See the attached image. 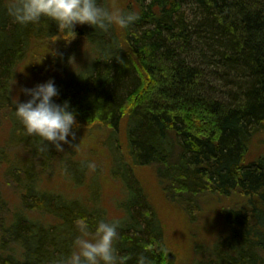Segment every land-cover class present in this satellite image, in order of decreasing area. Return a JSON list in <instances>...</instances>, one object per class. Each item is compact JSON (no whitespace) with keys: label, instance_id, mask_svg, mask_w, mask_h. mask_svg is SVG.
<instances>
[{"label":"trees","instance_id":"obj_1","mask_svg":"<svg viewBox=\"0 0 264 264\" xmlns=\"http://www.w3.org/2000/svg\"><path fill=\"white\" fill-rule=\"evenodd\" d=\"M129 1L123 8L139 19L104 32L108 46L116 45L110 57L95 60L89 81L53 98L70 101L78 126L103 134L108 176L120 185L114 208L121 217L111 219L99 167L92 172L72 160L66 172L73 181L75 167L84 169V180L92 173L85 199L41 188L35 157L46 172L60 155L40 152V138L26 134L12 114L11 86L33 44L59 42L64 49L52 57L68 58L72 44L87 42V24L75 26L69 43L48 18L15 23L10 0H0V113L12 123V141L30 149V159L15 157L8 168L18 192L11 214L0 196V264H54L73 250L80 217L90 233L100 220L120 221L115 246L124 264H137L141 254L167 264L168 253L176 264L161 211L144 188L149 181L191 224L209 197L238 199L220 210L223 234L209 245L214 252L194 246L193 264H264V151L254 152L264 138V0Z\"/></svg>","mask_w":264,"mask_h":264},{"label":"rangeland","instance_id":"obj_2","mask_svg":"<svg viewBox=\"0 0 264 264\" xmlns=\"http://www.w3.org/2000/svg\"><path fill=\"white\" fill-rule=\"evenodd\" d=\"M108 2L109 4L116 3L121 7H125L130 1L108 0ZM119 30L121 31V29ZM88 35L90 36L89 44ZM103 35V31L95 30L94 27L90 30L87 25V42L80 41L72 44L68 48L70 52H68V58L52 57L56 51L59 52L64 49L59 42L34 43L28 57L16 70L15 80L11 86V99L14 107L17 96L20 102H25L30 98L22 92L23 88H32L39 83L52 79L55 81L58 90L62 92L66 86L71 88V86L77 85L79 87L89 81L94 71L95 60L97 58L110 57L111 49L116 48V45L114 47L108 46L103 40ZM56 61H59V65L55 64ZM12 114L14 115V112ZM17 123L21 124L20 121ZM11 124L6 114L0 113V196L2 201H4L5 207H9L10 214L13 211V206L18 204V192L17 186L9 178V175L7 176L8 168L9 166L11 167V162L15 157L30 159V149L22 143L12 141L13 127H11ZM76 132V139L65 145L63 152L55 149L44 152L46 156H50L54 151L60 155V163L57 165L59 157L55 158L57 161L53 163V167L49 171L42 172L41 165L38 162L42 157H35L38 171L43 173L41 176V188L50 193L55 192L57 195L85 199L88 196L91 179L94 178L92 173H88L87 179L90 182L86 179L82 187H75L74 184L78 185L77 183L80 179L77 176L78 170L74 181L66 172L73 165L72 160L77 162L84 161L85 163L94 161L97 165L96 167L100 168L97 182L101 186L102 202L107 210L108 217L111 219L120 218L121 214L114 208V200L119 195L120 185L109 179V159L100 144V139L103 137L102 132L97 129L89 131L88 128L80 126L76 128ZM262 140L264 141L263 137L257 139L255 151L253 150L255 153L264 151V143H260ZM70 152L73 155L70 156ZM91 170L93 172V169ZM144 188L152 196V203L157 210L161 211L160 215L164 225L166 245L171 250L170 252L176 256V264H193L194 260L198 259V256H195L193 252L194 246L196 249L204 246L207 253H213L214 247L209 245L213 244L217 237L221 236V233L223 234L219 220L220 210L224 207L235 206L238 202V199L235 198L226 200L224 198L215 199L209 197L203 203L202 211L191 224L190 220L185 219L174 206L163 200L159 188L153 181H149ZM5 211L3 210V215ZM88 238L94 237L90 234ZM230 245L229 241L228 248ZM204 258L206 259L205 256Z\"/></svg>","mask_w":264,"mask_h":264},{"label":"clouds","instance_id":"obj_3","mask_svg":"<svg viewBox=\"0 0 264 264\" xmlns=\"http://www.w3.org/2000/svg\"><path fill=\"white\" fill-rule=\"evenodd\" d=\"M7 11L15 23L27 25L38 23L42 17L54 21L59 33L68 37L66 42L75 39L77 24L93 26L95 30L108 32L110 29H127L140 16L136 10L125 9L116 3L107 4L102 0H10ZM22 92L30 97L25 102L15 99L14 115L22 123L28 135L40 138L39 151L55 149L63 152L65 145L76 139L78 122L70 101L57 103L53 98L59 95L55 81L49 79ZM90 169L96 168L94 161L86 162ZM81 235L73 243L69 255L61 256L54 264H124V257L115 246L118 238L119 220H100L94 234L86 217L78 218ZM93 235L94 238H88ZM137 264H152L141 254Z\"/></svg>","mask_w":264,"mask_h":264},{"label":"bare ground","instance_id":"obj_4","mask_svg":"<svg viewBox=\"0 0 264 264\" xmlns=\"http://www.w3.org/2000/svg\"><path fill=\"white\" fill-rule=\"evenodd\" d=\"M75 168H76V169H74V173L72 174V176L75 177V176H76V173H77V170H78L77 176H79L80 179H79V182H78L77 184H79V185H83L84 182H85V180H84V176H83L84 169L79 168V167H75ZM69 201H70V202H73V201L70 200V199H69ZM35 218H38V219H41V218H42V219L44 220V222H48V223H50V221H51V220H50V217H49L48 215L46 216L45 214H44V215H38V214H37ZM42 219H41V220H42ZM43 220H42V221H43ZM0 223H1V222H0ZM51 224H53V223H51ZM48 225H49V224H48Z\"/></svg>","mask_w":264,"mask_h":264},{"label":"water","instance_id":"obj_5","mask_svg":"<svg viewBox=\"0 0 264 264\" xmlns=\"http://www.w3.org/2000/svg\"><path fill=\"white\" fill-rule=\"evenodd\" d=\"M166 259L168 262L167 264H174V262H175V257L171 253L167 254Z\"/></svg>","mask_w":264,"mask_h":264}]
</instances>
